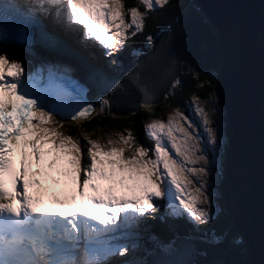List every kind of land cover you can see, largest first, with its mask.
<instances>
[{"label": "snow or ice", "instance_id": "snow-or-ice-1", "mask_svg": "<svg viewBox=\"0 0 264 264\" xmlns=\"http://www.w3.org/2000/svg\"><path fill=\"white\" fill-rule=\"evenodd\" d=\"M180 7L172 0H136L132 6L123 0H0V264H255L216 258L226 240L240 256L246 249L239 237L227 239L226 228L214 227L223 215L216 184L223 178L226 148L215 69L190 73L200 81L196 87L209 90L203 100L193 98L195 120L178 107L166 122L144 125L150 147L131 132L103 144L84 131L73 140L57 130L62 121L87 118L95 106L84 98L87 89L69 78L71 68L41 57L38 49L55 50L72 34L118 67L113 57L144 31L149 13ZM190 8L186 15L208 24L199 6ZM180 18L178 12L177 23ZM146 40L152 47V37ZM175 62L173 41L165 40L154 61L123 75L90 73L100 93L99 114L125 95L148 96L156 77ZM52 116L61 122L46 127ZM44 148L53 164L68 157L72 172L57 173L75 185L67 200L52 201L55 211L29 192L40 181L28 156L39 165ZM150 221L165 229L155 231ZM202 245L213 250L211 258Z\"/></svg>", "mask_w": 264, "mask_h": 264}, {"label": "water", "instance_id": "water-1", "mask_svg": "<svg viewBox=\"0 0 264 264\" xmlns=\"http://www.w3.org/2000/svg\"><path fill=\"white\" fill-rule=\"evenodd\" d=\"M193 5L203 10L208 24L195 14L186 15ZM180 14V22L176 18L156 35L151 50L125 66L120 75L154 61L165 40L173 41L178 62L156 77L148 96L125 95L114 100L110 110L126 116L142 103L160 102L180 77L183 64L200 73L215 69V88L224 108L228 137L219 185L224 211L232 220L227 239L239 237L240 247L246 249L240 256L226 240L216 258L260 264L264 261V0H190ZM44 54L58 57L48 51ZM87 83L92 85L88 76ZM98 92L93 86L88 96ZM201 247L211 258L213 250Z\"/></svg>", "mask_w": 264, "mask_h": 264}, {"label": "trees", "instance_id": "trees-1", "mask_svg": "<svg viewBox=\"0 0 264 264\" xmlns=\"http://www.w3.org/2000/svg\"><path fill=\"white\" fill-rule=\"evenodd\" d=\"M189 1L190 0H172V3L174 5H180L181 7L179 9L172 10L157 8L156 10H158V12L149 13V18L146 20L145 24V32H142L138 34L137 37H134L133 39H135V41L132 44L135 45L141 42L144 45L147 42L146 37L151 36V34L156 32L157 30H161L167 27L172 21L177 18L178 12L181 13L184 10ZM135 3L136 0H124V4L127 6H132ZM141 11H143V8H141ZM131 51L132 50L130 49L127 53V57L129 58L131 57ZM191 72L197 71L187 65L183 67L181 77L178 79L180 83L174 84V86L171 88V90L161 103L154 105L153 107L143 109L140 108L136 113H134L135 115L133 114L128 117L111 115L107 111V109H105L103 115L98 114L95 118L86 122L83 125V130L94 136L96 133L104 134L105 132L129 129L135 134L136 139L139 140L141 136L140 139L142 141L143 122L156 117H162L166 110L173 107H179L183 109V107L187 105V102L192 96H199L202 100L204 99L209 90L206 88L196 87V85L200 83V81L193 80L190 75ZM113 117H116V119H113ZM69 129L72 134H75L76 129H74L73 126H70ZM218 201L221 206L223 215L220 216V218L216 221L214 227L226 228L228 230L232 221L231 217L228 216L224 211L223 199L221 196L219 197ZM157 232H161V230Z\"/></svg>", "mask_w": 264, "mask_h": 264}, {"label": "rangeland", "instance_id": "rangeland-1", "mask_svg": "<svg viewBox=\"0 0 264 264\" xmlns=\"http://www.w3.org/2000/svg\"><path fill=\"white\" fill-rule=\"evenodd\" d=\"M197 102H199V101H197ZM193 103H194V100H193V98L191 99V107H190V109L187 111H185V110H182V111H184V113H185V115H187V116H189V117H191V118H193L194 120H195V116H194V110H193ZM176 108H171V109H169V110H167V111H165V113H164V116H163V118L161 119V118H158V119H154V120H164L165 122H166V120H167V116L169 115V114H171L174 110H175ZM99 111V108L98 109H96V112H98ZM95 112V113H96ZM225 116V115H224ZM154 120H150V121H148V122H146L145 124H147V123H150V122H152V121H154ZM57 122H59V121H57V120H51V123L49 124V125H45L46 127H51V126H54V125H56L57 124ZM79 125V124H78ZM65 126L63 125L62 127H58L57 128V130L58 131H60V132H62L63 133V128H64ZM79 129H80V126H77ZM79 129H78V131H79ZM223 131H224V135H225V119L223 120ZM78 133H80V132H78ZM112 134H116V133H121V134H125L124 133V130H118V131H116V132H111ZM101 136H103V134L101 135ZM104 136H106V138H105V140H103L102 139V142L101 143H103V144H107V138L109 137V136H112L113 137V135H111V134H106V133H104ZM89 138H91L90 136H89ZM95 138H98V135L97 134H95ZM113 139H118V138H114L113 137ZM225 140H226V136H225ZM226 143V142H225ZM116 146H119V145H116ZM44 160H43V164H39L40 166H42L43 168V171L44 172H50L49 170H51V169H59L60 171H65V170H63V169H65L64 168V165H62L61 163H59V164H52L53 163V160H51L52 158H49L48 156H44ZM49 158V159H48ZM67 159H68V157H66ZM28 160L29 161H31V167L33 166L34 168H36L37 166L36 165H33L32 164V157H31V155L29 154V156H28ZM47 164V165H46ZM49 164L50 165H52V167L51 168H49L48 166H49ZM63 168V169H61V168ZM69 168L71 169V167L69 166ZM72 170V169H71ZM35 173L37 174L38 173V170H35ZM50 173H52V172H50ZM219 182L220 181H218L217 182V184H216V196H217V203L219 204V201H218V199H219V196H220V193H219V189H218V185H219ZM74 188L73 187H70V193L72 192V190H73ZM220 205V204H219Z\"/></svg>", "mask_w": 264, "mask_h": 264}, {"label": "bare ground", "instance_id": "bare-ground-1", "mask_svg": "<svg viewBox=\"0 0 264 264\" xmlns=\"http://www.w3.org/2000/svg\"><path fill=\"white\" fill-rule=\"evenodd\" d=\"M78 48H79L78 50H82V51L85 50V48H83L82 45H79ZM84 52H86V51H84ZM85 54L87 55V52H86ZM129 62H130V58L128 57V63H129ZM107 69H108V72H112V68L109 67V68H107ZM41 153H42V159H41V163H40V164H43V160L45 159V158H44L45 155L48 156L49 158H53V155L48 151L47 148L42 149V150H41ZM49 158H48V159H49ZM65 159H66V157L57 160L56 164H59V163L63 164V163H65V165H64V166H65V169H67L68 172H72L71 169L69 170V165L65 162ZM51 160H52V159H51ZM30 162H31V161H30ZM32 164L37 166V164H36L33 160H32ZM52 164H53V163H52ZM46 165H47V164H46ZM49 165H50V164H49ZM35 170H36V168H35ZM39 171L41 172L40 174H42V170L39 169ZM52 175L54 176V177H53L54 179L51 180L50 177H49V178H46V182L48 181V185H50V184L52 183L53 186L55 185L56 190H59V191H61V190H62V191H66V192L68 193V196H69V195L71 194V193L69 192V188L72 187V186L75 187V185L72 183L71 179L59 175V174L57 173V171H53V172H52ZM64 183H66V184H64ZM99 183H101V184L107 186V183H108V182H106V181H100ZM31 189H32V188H31ZM35 192H36V190H33V189H32L31 194H35ZM68 196H67V197H68Z\"/></svg>", "mask_w": 264, "mask_h": 264}]
</instances>
